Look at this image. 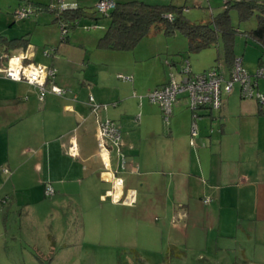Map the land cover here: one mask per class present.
<instances>
[{"label":"crops","instance_id":"1","mask_svg":"<svg viewBox=\"0 0 264 264\" xmlns=\"http://www.w3.org/2000/svg\"><path fill=\"white\" fill-rule=\"evenodd\" d=\"M5 1L0 0V9L8 7ZM81 1L84 0L66 2L77 3L84 10L80 18L97 20L100 16L85 10ZM125 1L129 0H115ZM25 4L19 0L14 10ZM36 14L27 18L33 23L22 32H12L13 27L10 29L5 22L6 15L3 18L0 14V35L27 39L26 47L8 51L0 48V53L26 52L33 62L54 66V82L69 91L64 96L46 93L41 100L34 85L0 73V264L7 263L9 232L13 228L9 225L19 217V207L31 203L29 193L34 189L38 193L35 201L44 195L47 182L55 189L53 203L66 198L87 201L91 193L106 201L101 185L109 181L100 177L103 165L97 150V121L106 117L115 120L121 130V149L126 158L124 170L120 169L119 159L117 167L111 168L118 175L124 171L137 176L127 188L135 190L136 202L139 187L151 197L154 192H161L159 201L163 191L171 188L175 197L172 205L187 206L190 211L202 204L212 209L209 213H216L219 226H237L247 234L257 231L264 235V108H259L256 99L242 98L235 88L223 97L219 110H200L198 136L192 145V114L184 94L178 96L172 115L165 122L158 104L144 101L140 92L130 95L123 82L113 84V70L134 71L131 66L145 58L135 59L131 65L108 53L110 49L98 47L109 22L106 26L99 21L85 23L83 31L77 26L78 18L69 24L65 43L60 44L53 29L58 23L56 15L41 20ZM99 29L103 31L98 33ZM50 46L56 49L50 55L44 54V48ZM234 52L242 57L243 65L251 73L264 64V45L250 37H245L242 53L235 47ZM217 56L216 66L227 75L230 67L222 52L217 51ZM150 57L156 58L150 69L153 79L144 88L136 84L148 91L167 82L170 71H176L175 64H179L165 58L164 63L162 56L156 54L146 58ZM0 63L4 64L5 59ZM119 74L131 79H123ZM116 76L124 82L133 81L130 73L118 72ZM258 88L264 92V80L259 81ZM90 95L95 102L107 104V108L92 112ZM71 143L76 144L75 156L68 152ZM179 213L180 218L185 217L184 211ZM188 217L192 215L187 213Z\"/></svg>","mask_w":264,"mask_h":264},{"label":"rangeland","instance_id":"2","mask_svg":"<svg viewBox=\"0 0 264 264\" xmlns=\"http://www.w3.org/2000/svg\"><path fill=\"white\" fill-rule=\"evenodd\" d=\"M18 1L6 0L4 4L8 7L0 9L3 18L6 15V24L10 29L13 27L12 32L14 30L22 32L33 23L27 18L15 20L13 11ZM31 1L36 4H28ZM60 1L80 2V0H24L25 6L38 11L34 14L37 13L41 20L54 17L56 12L49 6L57 5ZM95 1L98 2L81 1L84 2L81 6L98 14ZM141 1L183 6L184 16L195 23L209 22L223 9V0ZM229 14L237 30L234 47L242 53L245 47V32L257 26V18L255 14L240 18L234 8L229 10ZM99 16L97 20L82 16L77 26L83 30V24H92L95 21L106 26L109 22L108 17ZM54 27L60 44H64L65 41H61L59 24L56 23ZM101 31L103 30L99 29L97 32ZM222 48L223 43L220 39L209 48L192 51L188 49V41L184 34L176 32L173 35H166L162 29L153 28L150 34L142 38L131 50H108V53L124 58L131 65L135 59L145 58L131 66L134 71L116 69L115 66L116 70L111 72L114 77L113 84L123 82L122 84H127L130 95L134 91L145 95L148 90L142 88L153 79L150 69L156 63V58H146L149 54L160 55L163 60L174 59L179 63L189 59L193 72L198 73L216 66L217 51L222 52ZM118 72L130 73L133 81L124 82L116 76ZM134 73L139 74L138 77ZM141 99L149 101L146 96ZM131 114L134 116L135 112ZM164 126L168 127L167 124ZM117 159L116 151L112 149L110 161L114 169L117 167ZM119 175L124 179V190L129 187L130 180L137 178L136 175H129L124 171H120ZM110 187L109 182H103L101 190L105 193ZM36 190L29 193L31 203L19 207V217L9 225V228L11 225L13 228L9 232L6 264H264V235L257 231H249L247 234L237 226H231V229L230 225L219 226L216 213H209L208 211L212 209H206L208 206L202 204L191 207L190 211L187 206L172 205L171 201L175 197L171 188L163 191L162 199L159 201L158 196L161 192L156 191L151 197L143 187H139L138 201L132 205L122 202H114L115 204L111 205L110 197L102 201L98 195L93 196L92 193L87 201L81 202L78 199L74 201L66 198L53 203L51 201L54 195L43 194L40 195L39 201H35L38 194ZM181 211L185 212V217L180 218ZM186 212L192 217L187 218Z\"/></svg>","mask_w":264,"mask_h":264},{"label":"built area","instance_id":"3","mask_svg":"<svg viewBox=\"0 0 264 264\" xmlns=\"http://www.w3.org/2000/svg\"><path fill=\"white\" fill-rule=\"evenodd\" d=\"M233 0H223L227 3ZM115 0H98L96 3V12L101 16H108L109 12L115 7ZM56 15H62L66 10L78 8L76 3L59 2L57 5H50ZM35 9L29 6H19L14 10L16 19H26L35 13ZM169 19L171 14H167ZM61 29V40H66L69 31V24L59 20ZM56 48L53 46L44 48L43 53L50 55ZM5 59V63H0V73L14 81H24L37 87L39 98L44 99L46 93H53L58 96H64L69 89L58 86L54 82L56 68L54 66L43 65L33 62L28 53L21 52L16 54L0 53V60ZM30 59V60H29ZM169 64V62H167ZM176 71H170L167 82L160 84L149 90L144 96L152 103L161 107L162 118L168 122L172 112L173 105L178 96L185 95L187 107L192 114V123L190 128V143L194 144V138L198 136L197 120L200 118V110H219L223 104V97L237 88L242 98H254L257 100L259 108H264V92L258 88L260 80H264V64L259 65L254 72L247 71L242 62V57L236 55L228 74H224L219 66L208 70L194 73L188 59H185L178 65L175 64ZM179 75V77H178ZM119 77L130 80V76L118 75ZM91 110L97 113L99 109H106L107 104H100L89 96ZM115 105V103L113 104ZM97 150L101 159L103 169L100 177L111 183V187L106 190L104 197H110L113 202H122L126 205H132L136 202L135 190H124L123 179L115 170L111 168L110 152L115 149L119 159L121 170L125 169L126 158L121 149L122 134L115 120L106 117L97 121ZM71 155H76V144L71 143L68 147ZM7 171V169H4ZM104 174H108L105 177ZM55 189L50 183L44 184V195L53 196ZM208 200H205L207 202Z\"/></svg>","mask_w":264,"mask_h":264},{"label":"trees","instance_id":"4","mask_svg":"<svg viewBox=\"0 0 264 264\" xmlns=\"http://www.w3.org/2000/svg\"><path fill=\"white\" fill-rule=\"evenodd\" d=\"M234 8L240 18L255 14L257 26L245 36L264 45V1L233 0L223 3V10L214 15L209 22L195 23L183 14V6L174 4L147 3L141 0L116 2L109 12V24L98 40V47L110 50H131L139 41L150 34L153 28L162 29L166 35L180 32L186 36L188 49L199 51L216 44L220 39L223 43L222 56L225 64L231 67L235 55V34L237 30L231 22L229 10ZM38 9V8H37ZM81 8L66 10L56 15V21L62 20L73 24L81 16ZM53 12H55L54 9ZM167 14H171L169 19ZM67 38V37H66ZM27 39H8L0 35V48L9 50L15 47H26ZM219 59V56L216 57Z\"/></svg>","mask_w":264,"mask_h":264}]
</instances>
